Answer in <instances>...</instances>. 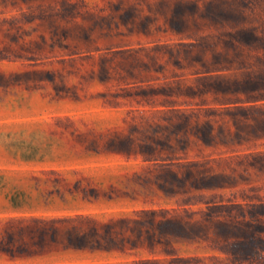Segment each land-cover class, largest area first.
Wrapping results in <instances>:
<instances>
[{
	"label": "rangeland",
	"instance_id": "1",
	"mask_svg": "<svg viewBox=\"0 0 264 264\" xmlns=\"http://www.w3.org/2000/svg\"><path fill=\"white\" fill-rule=\"evenodd\" d=\"M0 264H264V0H0Z\"/></svg>",
	"mask_w": 264,
	"mask_h": 264
}]
</instances>
